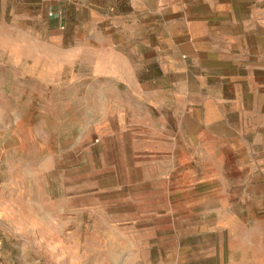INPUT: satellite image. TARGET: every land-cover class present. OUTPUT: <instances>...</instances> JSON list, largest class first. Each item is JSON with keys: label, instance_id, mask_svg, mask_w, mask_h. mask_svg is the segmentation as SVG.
I'll use <instances>...</instances> for the list:
<instances>
[{"label": "rangeland", "instance_id": "obj_1", "mask_svg": "<svg viewBox=\"0 0 264 264\" xmlns=\"http://www.w3.org/2000/svg\"><path fill=\"white\" fill-rule=\"evenodd\" d=\"M263 10L0 0V264H264V90L221 122L213 63Z\"/></svg>", "mask_w": 264, "mask_h": 264}, {"label": "crops", "instance_id": "obj_2", "mask_svg": "<svg viewBox=\"0 0 264 264\" xmlns=\"http://www.w3.org/2000/svg\"><path fill=\"white\" fill-rule=\"evenodd\" d=\"M224 1H227V3H231L233 5L236 3V0ZM196 4L199 3L197 2ZM254 4L260 8L264 7V0H254ZM262 12L263 13L256 14L253 16L250 15L249 17H239L238 15L227 13L226 15H223L222 18L228 21L229 23L236 24L235 26H237L238 28L237 35L239 37L238 43L240 42L243 47H245V39H247L248 37H252L260 42L261 48L263 50L264 10ZM248 22H254L255 24L254 29L251 31H248L246 28V23ZM229 45L231 46V50L229 51L227 56L223 57L220 60H215L213 62L217 65V67L215 68L221 67V69L218 70H222V72L226 75L225 79L223 80V84L226 86V90H223V94L231 96V98L226 102L228 104H226L224 109L222 110V116L219 117L222 118L221 122L223 123L228 118L229 113L234 111L231 110L229 106L233 103L240 106V104L243 103L242 97L247 94V91L250 90V92H252L253 90H264V51H253V55L249 57V61L251 63H248L244 62L238 55L235 54V52H237L236 46L238 45L236 41H230ZM169 62L173 64V76H180L181 73L179 72V63H177V57L173 55V58L169 59ZM234 98L236 100H234ZM212 103H214V101H212ZM236 109L238 111L239 108ZM80 182L81 181H78V183ZM0 190L3 191V196L0 195V222H3L4 217L10 215L11 212L9 208H11L13 204L11 202V197L7 186L1 185Z\"/></svg>", "mask_w": 264, "mask_h": 264}, {"label": "built area", "instance_id": "obj_3", "mask_svg": "<svg viewBox=\"0 0 264 264\" xmlns=\"http://www.w3.org/2000/svg\"><path fill=\"white\" fill-rule=\"evenodd\" d=\"M1 253H2V247H1V242H0V263H1Z\"/></svg>", "mask_w": 264, "mask_h": 264}]
</instances>
